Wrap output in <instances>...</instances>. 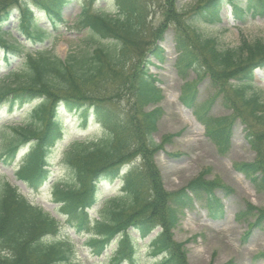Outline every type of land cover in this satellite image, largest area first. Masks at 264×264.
Instances as JSON below:
<instances>
[{
  "label": "trees",
  "instance_id": "16d2710c",
  "mask_svg": "<svg viewBox=\"0 0 264 264\" xmlns=\"http://www.w3.org/2000/svg\"><path fill=\"white\" fill-rule=\"evenodd\" d=\"M71 1L0 0V116L19 114L18 124H0V158L9 165L28 145L18 177L34 191L50 184L57 211L75 234L85 237L81 244L92 257L100 258L113 246L104 264H138L137 242L158 228L147 247L150 264H188L184 243L175 242L172 232L185 211L204 191L208 217L223 218L224 212L210 191L213 183L196 179L185 188L165 190L155 156L173 136L159 143L154 139L162 110L147 107L162 94L149 68L164 62L159 43L170 34L178 75H195L183 85L182 103L195 108L221 156L231 149L233 124L242 126L255 157L233 168L264 196V90L255 84V72L264 73V39L242 38L234 48H221L201 29L221 22L225 1L240 25L264 18V0H194L188 8L179 0H113V15L93 11L97 0H84L70 27L62 12ZM39 12L46 17L45 27L38 23ZM14 13L16 25L4 30ZM60 27L85 35L83 47L65 59L45 46ZM198 84L208 95L201 107L193 105ZM216 103L229 114L207 118ZM60 108L75 113L80 127L92 121L102 130L98 138L73 140L65 148L61 163L70 177L64 184L51 182L47 169L66 130ZM117 180L119 195L99 202L100 184ZM250 216L244 243L255 230L264 232V208L247 204L237 219ZM60 225L0 176V264H80L77 245L62 236Z\"/></svg>",
  "mask_w": 264,
  "mask_h": 264
},
{
  "label": "rangeland",
  "instance_id": "374dc122",
  "mask_svg": "<svg viewBox=\"0 0 264 264\" xmlns=\"http://www.w3.org/2000/svg\"><path fill=\"white\" fill-rule=\"evenodd\" d=\"M185 7L193 5L194 0H179ZM84 0H72L63 10L62 18L68 26H72L76 20ZM93 11L113 15V0H97L92 6ZM16 17L15 15L13 16ZM158 12H153L152 20L157 22ZM40 26H46V17L43 13H37ZM13 20L4 27L9 30L14 27ZM202 33L216 39L221 48H234L243 38L247 41L264 39V18L248 20L245 24H237L231 16V7L227 2L222 5L221 22L214 26H202ZM13 34L14 31H12ZM85 35L76 34L60 27L54 38L46 43V47L52 50L61 59H65L69 53L76 52L82 46L81 40ZM5 37V36H4ZM6 38V37H5ZM30 47V45H27ZM164 52L162 64L154 62L149 72L155 77L156 84L161 91V100L155 105H150L147 110L158 107L162 110V116L156 126L154 139L159 143L168 136H173L167 142H163V150L155 156V163L160 171L162 182L166 191H176L187 187L196 179L204 183H213L212 195L221 203L223 218L211 219L206 210L205 192L200 193L195 199L192 208L185 211L175 230L173 240L184 243L183 249L188 264H223L233 261L235 264H264V232L255 231L245 244L241 237L247 230L245 221L237 219L240 212H244L247 204L257 208H264V196L257 193L249 182L233 168V165L241 162H251L254 153L245 142L243 128L236 122L231 127V149L226 156L219 155L214 144L207 138L205 126L195 115V108L187 107L181 101L183 85L192 83L195 75L187 72L185 77L178 75L174 67L176 58L172 36L168 34L159 43ZM2 58V48H0ZM3 63H0L2 66ZM255 84L264 90L263 71L255 72ZM194 106L201 107L208 99L204 85L198 84L196 88ZM59 116L64 120L65 132L63 141L58 143L48 160L50 181L56 184L67 183L69 172L61 163V155L65 148L73 140L85 141L98 138L102 135L101 128L94 122L89 121L85 128L77 123V115L60 108ZM229 113L219 104L213 105L207 118L217 119L227 116ZM18 115L0 116V124L12 126L18 124ZM3 136L0 135V150ZM28 149L20 150L15 161L9 165L4 164L0 158V176L12 184L21 194L33 204L41 206L45 211L52 214L61 223L62 236H68L77 247L75 248L76 259L80 264H104L105 257L94 258L90 256L88 248L81 243L85 237L75 234V230L67 223L65 217L56 213V206L51 202L50 184L44 185L38 190H32L28 183L18 178V169L22 156ZM0 151V157H1ZM119 182L101 183L98 187L99 202L119 195ZM92 218L95 213H90ZM251 220L253 219L250 216ZM157 232V231H156ZM155 232L144 240L137 242L138 264H150L151 257L148 254V244L154 237ZM133 236L136 237L134 234ZM113 248V246L111 247ZM111 250V249H110ZM110 250L105 256L110 255Z\"/></svg>",
  "mask_w": 264,
  "mask_h": 264
}]
</instances>
